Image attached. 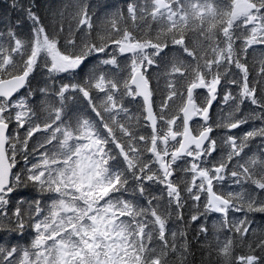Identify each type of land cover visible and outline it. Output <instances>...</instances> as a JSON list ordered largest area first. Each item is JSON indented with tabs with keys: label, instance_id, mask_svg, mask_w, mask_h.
I'll use <instances>...</instances> for the list:
<instances>
[{
	"label": "snow or ice",
	"instance_id": "1",
	"mask_svg": "<svg viewBox=\"0 0 264 264\" xmlns=\"http://www.w3.org/2000/svg\"><path fill=\"white\" fill-rule=\"evenodd\" d=\"M0 264H264V0H11Z\"/></svg>",
	"mask_w": 264,
	"mask_h": 264
},
{
	"label": "trees",
	"instance_id": "2",
	"mask_svg": "<svg viewBox=\"0 0 264 264\" xmlns=\"http://www.w3.org/2000/svg\"><path fill=\"white\" fill-rule=\"evenodd\" d=\"M11 2V0H0V12ZM45 3L49 2V0H44ZM50 2L55 3L57 5H63L65 3H70L71 0H50ZM93 3H96L97 0H92ZM100 3H121L122 0H99ZM259 143V141H257ZM257 220L260 219L259 216L256 217Z\"/></svg>",
	"mask_w": 264,
	"mask_h": 264
}]
</instances>
